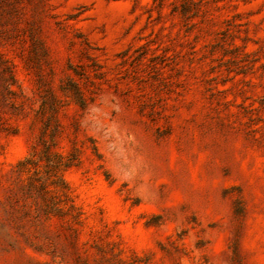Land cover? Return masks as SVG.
Returning <instances> with one entry per match:
<instances>
[{
	"label": "rangeland",
	"instance_id": "1",
	"mask_svg": "<svg viewBox=\"0 0 264 264\" xmlns=\"http://www.w3.org/2000/svg\"><path fill=\"white\" fill-rule=\"evenodd\" d=\"M0 264H264V0H0Z\"/></svg>",
	"mask_w": 264,
	"mask_h": 264
}]
</instances>
